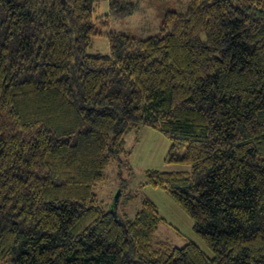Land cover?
<instances>
[{
  "label": "trees",
  "instance_id": "16d2710c",
  "mask_svg": "<svg viewBox=\"0 0 264 264\" xmlns=\"http://www.w3.org/2000/svg\"><path fill=\"white\" fill-rule=\"evenodd\" d=\"M0 0V264H264V0H190L158 33H106L132 0ZM100 24V26H98ZM148 127L171 141L149 170L192 218L195 242L158 239L161 216L106 210L94 188Z\"/></svg>",
  "mask_w": 264,
  "mask_h": 264
},
{
  "label": "rangeland",
  "instance_id": "374dc122",
  "mask_svg": "<svg viewBox=\"0 0 264 264\" xmlns=\"http://www.w3.org/2000/svg\"><path fill=\"white\" fill-rule=\"evenodd\" d=\"M132 1L138 4L136 12L125 18H110L109 26L103 29L104 34L93 37L88 53H108L109 40L106 33L112 31L137 38H146L158 33L167 11L185 13L190 2V0ZM108 12V0H100L94 16L105 18ZM125 147L130 151V155L121 163L112 162L106 169L104 182L94 188L101 205L110 211L115 196L120 192L117 211L132 219L143 201L149 200L155 204L161 216L156 233L158 239L178 247L192 241L206 254L211 255L206 244L194 231L192 218L170 197L167 190L147 183L146 172L149 170L188 169L187 166L168 162L171 141L161 132L143 126L127 133Z\"/></svg>",
  "mask_w": 264,
  "mask_h": 264
},
{
  "label": "water",
  "instance_id": "95a60500",
  "mask_svg": "<svg viewBox=\"0 0 264 264\" xmlns=\"http://www.w3.org/2000/svg\"><path fill=\"white\" fill-rule=\"evenodd\" d=\"M64 3H66V0H62ZM119 199H120V192L117 193V195L115 196L114 200H113V205H112V209L110 210L113 215L115 216V218L117 219V221H119L122 225L125 226V222L121 219V217H119V213L117 211V206L119 203Z\"/></svg>",
  "mask_w": 264,
  "mask_h": 264
},
{
  "label": "crops",
  "instance_id": "0c3cea01",
  "mask_svg": "<svg viewBox=\"0 0 264 264\" xmlns=\"http://www.w3.org/2000/svg\"><path fill=\"white\" fill-rule=\"evenodd\" d=\"M99 2H100V0H98V3H99ZM98 3H97V4H98Z\"/></svg>",
  "mask_w": 264,
  "mask_h": 264
}]
</instances>
